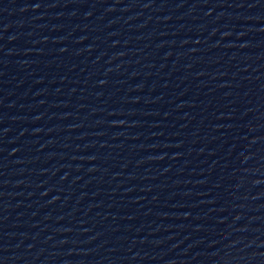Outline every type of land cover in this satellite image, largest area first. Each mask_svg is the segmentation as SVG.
<instances>
[{"label":"water","instance_id":"1","mask_svg":"<svg viewBox=\"0 0 264 264\" xmlns=\"http://www.w3.org/2000/svg\"><path fill=\"white\" fill-rule=\"evenodd\" d=\"M0 264H167L0 151Z\"/></svg>","mask_w":264,"mask_h":264}]
</instances>
